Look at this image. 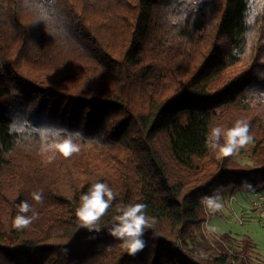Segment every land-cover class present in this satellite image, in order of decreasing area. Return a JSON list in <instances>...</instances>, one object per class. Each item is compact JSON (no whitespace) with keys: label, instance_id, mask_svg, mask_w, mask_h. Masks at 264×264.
I'll return each mask as SVG.
<instances>
[{"label":"trees","instance_id":"16d2710c","mask_svg":"<svg viewBox=\"0 0 264 264\" xmlns=\"http://www.w3.org/2000/svg\"><path fill=\"white\" fill-rule=\"evenodd\" d=\"M237 120L252 166L206 146ZM69 137L71 157L47 148ZM97 182L115 199L89 231ZM238 192H264V0H0V264H250L251 238L190 248L201 197ZM23 200L38 218L17 230ZM136 203L152 226L129 255L109 230Z\"/></svg>","mask_w":264,"mask_h":264},{"label":"clouds","instance_id":"9594fccd","mask_svg":"<svg viewBox=\"0 0 264 264\" xmlns=\"http://www.w3.org/2000/svg\"><path fill=\"white\" fill-rule=\"evenodd\" d=\"M251 140L249 125L242 120H237L226 131L221 127L212 128L206 140V146L218 150V154L223 157H229L238 153ZM47 148L64 158H69L78 153L81 146L69 137L53 141L47 145ZM31 196L36 203L43 202L42 192H33ZM114 199L115 194L107 184L99 182L92 184L89 190L80 197V206L76 209L75 214L81 227L89 231H99L96 225L112 206ZM201 203L213 212L221 207L218 196L215 194L201 197ZM16 207L18 214L13 219V228L17 230L26 229L38 218V213L28 201L23 200ZM144 210V204H129L122 208L118 207L117 212L119 214L113 218L115 223L109 230V235L121 241V247L129 255L137 254L146 246L143 239L145 229L150 228L152 225L144 214ZM29 213L31 214L29 215Z\"/></svg>","mask_w":264,"mask_h":264},{"label":"rangeland","instance_id":"374dc122","mask_svg":"<svg viewBox=\"0 0 264 264\" xmlns=\"http://www.w3.org/2000/svg\"><path fill=\"white\" fill-rule=\"evenodd\" d=\"M253 149L250 142L236 154L235 161L242 167L252 166ZM218 202L221 207L215 212L206 207L210 216L190 248L201 253L204 245H215L222 234L230 233L234 240L227 247L231 252H240L243 239L251 238L250 264H264V193L238 192Z\"/></svg>","mask_w":264,"mask_h":264},{"label":"crops","instance_id":"0c3cea01","mask_svg":"<svg viewBox=\"0 0 264 264\" xmlns=\"http://www.w3.org/2000/svg\"><path fill=\"white\" fill-rule=\"evenodd\" d=\"M264 193V192H263ZM255 194H257V193H255ZM258 194H260V193H258Z\"/></svg>","mask_w":264,"mask_h":264}]
</instances>
